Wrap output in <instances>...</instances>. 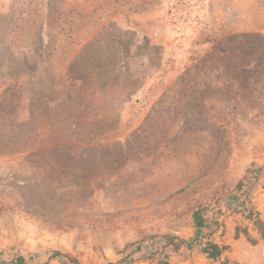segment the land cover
<instances>
[{"label":"rangeland","instance_id":"374dc122","mask_svg":"<svg viewBox=\"0 0 264 264\" xmlns=\"http://www.w3.org/2000/svg\"><path fill=\"white\" fill-rule=\"evenodd\" d=\"M263 189L264 0H0V264H264Z\"/></svg>","mask_w":264,"mask_h":264},{"label":"trees","instance_id":"16d2710c","mask_svg":"<svg viewBox=\"0 0 264 264\" xmlns=\"http://www.w3.org/2000/svg\"><path fill=\"white\" fill-rule=\"evenodd\" d=\"M206 209L203 207H193L191 208V223L194 226V236L193 241H201L203 240V231L206 229V217L205 212ZM246 219L252 221L253 226L256 228L260 239L264 240V223L259 219V214L254 213L253 209L248 211V216ZM261 229L263 231H261ZM238 237V236H237ZM169 242V245L172 246L175 250L179 249V246L184 245L185 242L179 241L176 245L173 244L174 238L166 237ZM228 249L227 246H219L217 244H213L211 242L206 241L204 246L202 247V253L205 254L210 260L220 259L223 255L224 251ZM52 260H56L59 264H80L74 257L68 254H61L59 252H53L51 257ZM6 264V263H4ZM10 264H25V259L23 257H18L14 261L12 260Z\"/></svg>","mask_w":264,"mask_h":264},{"label":"crops","instance_id":"0c3cea01","mask_svg":"<svg viewBox=\"0 0 264 264\" xmlns=\"http://www.w3.org/2000/svg\"><path fill=\"white\" fill-rule=\"evenodd\" d=\"M258 201H259V203H261L260 204L261 209H258V211H259V219L264 223V206H263V209H262V206H261V205H263V202L260 199H258ZM262 242L264 244V241H262Z\"/></svg>","mask_w":264,"mask_h":264},{"label":"built area","instance_id":"2783aa9c","mask_svg":"<svg viewBox=\"0 0 264 264\" xmlns=\"http://www.w3.org/2000/svg\"><path fill=\"white\" fill-rule=\"evenodd\" d=\"M261 199H262L263 206H264V189L262 190V193H261ZM261 254H262V257L264 258V246L261 249Z\"/></svg>","mask_w":264,"mask_h":264}]
</instances>
